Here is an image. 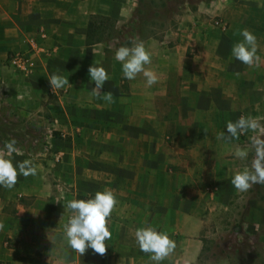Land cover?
<instances>
[{
  "label": "crops",
  "instance_id": "0c3cea01",
  "mask_svg": "<svg viewBox=\"0 0 264 264\" xmlns=\"http://www.w3.org/2000/svg\"><path fill=\"white\" fill-rule=\"evenodd\" d=\"M139 3L0 0V118L12 123L0 127V155H7L11 139L32 140L11 158L38 168L36 176L18 175L13 189L0 188V264H152L135 243L136 229L146 226L176 242L161 264H234L227 255L219 261L206 256L208 241L229 217L241 220L233 230L264 247V219H249L255 211L264 217L255 197L264 184L245 192L231 184L255 158L249 137L264 138V0L186 1L168 30L151 20L146 25ZM92 16L114 25L104 40L88 45ZM243 29L257 37L259 61L252 66L231 56ZM32 38L43 52L24 76L5 59ZM138 42L151 54L146 68L158 76L150 88L142 74L124 79L114 59L119 47ZM94 64L109 73L100 95H93L88 76ZM53 74L69 84L52 89ZM104 92L112 94L111 103ZM241 116L259 118L260 128L238 139L217 138ZM41 137L49 154H31ZM237 147L248 150L246 160L233 158ZM104 190L116 198L107 221L111 239L103 255L88 250L80 256L63 240L71 215L63 204Z\"/></svg>",
  "mask_w": 264,
  "mask_h": 264
},
{
  "label": "clouds",
  "instance_id": "9594fccd",
  "mask_svg": "<svg viewBox=\"0 0 264 264\" xmlns=\"http://www.w3.org/2000/svg\"><path fill=\"white\" fill-rule=\"evenodd\" d=\"M240 36L242 40L233 45L231 56L244 65L252 66L259 61L257 37L247 29L241 30ZM114 59L121 62L124 79L134 80L138 74H142L145 86L149 88L158 82L157 74L146 68V65L151 64V54L143 42L135 43L131 47H119L115 51ZM88 76L95 84L93 95H100V89L109 79V73L104 67L94 64L88 68ZM48 81L52 89H61L69 84V79L58 74L51 75ZM103 99L111 103L112 94L104 92ZM259 128V118L241 116L234 122H227L217 138L238 139L240 135L256 132ZM249 141L254 149L255 158L250 167L246 166L231 178V184L238 192H245L252 185L264 184V138L250 136ZM4 150L7 155H0V188L13 189L17 184L18 175L29 177L38 174V168L31 160L25 159L13 163L11 154L18 151L15 139L5 142ZM231 154L235 159L246 160L249 152L247 149L237 147ZM63 205L65 211L71 213L63 227V240L67 247L80 256L88 250L103 255L106 251L105 241L111 239L112 235L107 221L116 205L113 192L97 191L86 199L74 198ZM135 243L141 252L150 255L152 264H161L176 249V242L166 232L147 226L136 229Z\"/></svg>",
  "mask_w": 264,
  "mask_h": 264
},
{
  "label": "rangeland",
  "instance_id": "374dc122",
  "mask_svg": "<svg viewBox=\"0 0 264 264\" xmlns=\"http://www.w3.org/2000/svg\"><path fill=\"white\" fill-rule=\"evenodd\" d=\"M186 1H188L191 6L199 2V0H140L139 5L144 8L140 10V13L141 11H144L142 13V17L145 19L146 25H148L151 20V22H153L152 26L156 24L161 26L163 30H168V28H174L176 26L177 15L186 9V5L184 4ZM138 11L139 10H137V12ZM141 24L143 25V22ZM137 27H140L139 23L137 24ZM11 122L15 123L16 120H11ZM0 127L10 129L12 127V123L4 121L0 118ZM37 134L39 133L37 132ZM3 135L4 131H0V140H4ZM42 138L43 137L36 140V142H38L36 144H38L37 146L39 149L31 154H49V151L45 150L46 147H49L46 142V137L45 139ZM18 139L20 138H15L16 146L17 148H21L22 151H24L23 147L28 148L32 142V140L26 141ZM168 142L171 143L172 139L168 138ZM40 148H42L43 151H41ZM26 153L28 154L29 152ZM257 190L258 191L255 194V197L257 195L259 203L264 204V187ZM250 218L258 222H261L264 219L263 215L261 213L258 214L256 211L252 214V217H249V219ZM239 221H241L240 217L222 219V222L219 224L220 228H218L217 231L215 230L216 233L214 237L211 238L208 243L206 256L210 257L211 260L219 261L224 256L229 255L234 264H264V247L260 243L256 242L257 238L255 236L248 235L245 232H237L233 230V225L239 223ZM261 229L264 231L263 227Z\"/></svg>",
  "mask_w": 264,
  "mask_h": 264
},
{
  "label": "built area",
  "instance_id": "2783aa9c",
  "mask_svg": "<svg viewBox=\"0 0 264 264\" xmlns=\"http://www.w3.org/2000/svg\"><path fill=\"white\" fill-rule=\"evenodd\" d=\"M216 24L222 26L223 28H227L228 25L221 20H216ZM41 36L45 37V32L43 30L40 31ZM41 41L35 38L29 40L28 47L26 49L21 50H11L8 52L6 56V65L14 68L20 74L24 76H29L32 73V66L34 65V57L35 54H39L43 52V47L41 46ZM46 151H49V147L45 148Z\"/></svg>",
  "mask_w": 264,
  "mask_h": 264
},
{
  "label": "trees",
  "instance_id": "16d2710c",
  "mask_svg": "<svg viewBox=\"0 0 264 264\" xmlns=\"http://www.w3.org/2000/svg\"><path fill=\"white\" fill-rule=\"evenodd\" d=\"M113 25H114V22L109 17L92 16L90 18L89 25H88L86 43L90 45V44H94L96 42H100L104 40L107 37V35L111 34L109 31L107 32V30L109 27ZM58 134L59 133L54 132V135L57 136ZM77 199H85V197L82 195H78ZM208 242H210V240Z\"/></svg>",
  "mask_w": 264,
  "mask_h": 264
}]
</instances>
